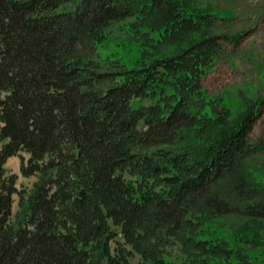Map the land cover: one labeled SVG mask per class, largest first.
<instances>
[{
  "label": "trees",
  "instance_id": "trees-1",
  "mask_svg": "<svg viewBox=\"0 0 264 264\" xmlns=\"http://www.w3.org/2000/svg\"><path fill=\"white\" fill-rule=\"evenodd\" d=\"M217 20L195 0H0V264H264L245 229L264 98L233 112L203 88L239 39Z\"/></svg>",
  "mask_w": 264,
  "mask_h": 264
},
{
  "label": "rangeland",
  "instance_id": "rangeland-1",
  "mask_svg": "<svg viewBox=\"0 0 264 264\" xmlns=\"http://www.w3.org/2000/svg\"><path fill=\"white\" fill-rule=\"evenodd\" d=\"M203 10H209L219 18L213 32L220 36H238L239 39L227 44L225 38L222 58L217 66L203 80L202 86L207 94H223L228 99L232 111H239L250 100L264 98V0H195ZM123 23L113 25L108 31L111 45L120 43L123 36ZM125 52V51H124ZM122 53V51L120 52ZM127 57H134L135 51H126ZM250 135L252 142L264 139V111L254 125ZM259 165L260 175L264 178V162ZM7 169L17 175L16 187L30 191L35 178H24L19 171L18 157L10 158ZM18 208V197H14L13 212ZM246 231L258 233L264 239V220L245 226ZM120 239V236L117 237ZM245 248L251 251V247ZM251 248V249H250ZM257 249V248H256ZM254 249V250H256ZM261 248H258V251ZM253 250V251H254ZM179 250L167 249V257L179 264ZM181 257V256H180ZM138 257L132 261L137 264Z\"/></svg>",
  "mask_w": 264,
  "mask_h": 264
},
{
  "label": "water",
  "instance_id": "water-1",
  "mask_svg": "<svg viewBox=\"0 0 264 264\" xmlns=\"http://www.w3.org/2000/svg\"><path fill=\"white\" fill-rule=\"evenodd\" d=\"M83 195V193H81V196Z\"/></svg>",
  "mask_w": 264,
  "mask_h": 264
}]
</instances>
